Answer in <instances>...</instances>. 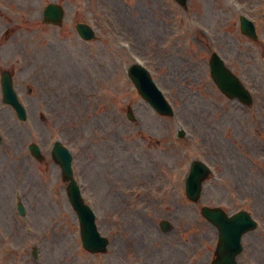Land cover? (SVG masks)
I'll return each mask as SVG.
<instances>
[{
    "label": "rangeland",
    "instance_id": "374dc122",
    "mask_svg": "<svg viewBox=\"0 0 264 264\" xmlns=\"http://www.w3.org/2000/svg\"><path fill=\"white\" fill-rule=\"evenodd\" d=\"M50 2L64 9L61 26L41 22ZM242 13L257 40L240 33ZM78 21L95 29V40L79 39ZM211 51L250 90L251 105L213 83ZM14 55L27 118L19 121L0 94V264H189L199 248L203 257L190 264H210L216 230L183 197L193 159L212 171L201 204L246 209L257 221L242 236L237 263L264 264V0H188L186 9L174 0H0V65ZM136 60L151 72L172 117L137 95L126 76ZM55 140L71 151L83 198L109 238L103 253L81 245L51 157ZM30 142L40 146L41 162L28 152ZM161 218L172 224L166 231Z\"/></svg>",
    "mask_w": 264,
    "mask_h": 264
},
{
    "label": "water",
    "instance_id": "95a60500",
    "mask_svg": "<svg viewBox=\"0 0 264 264\" xmlns=\"http://www.w3.org/2000/svg\"><path fill=\"white\" fill-rule=\"evenodd\" d=\"M181 4H185L186 0H177ZM48 17L55 22L60 21L61 10L58 6L50 4L46 9ZM80 32L85 34L86 38H89V30L78 26ZM211 74L216 80V83L220 89L229 97H238L242 102L249 103L250 97L248 92L240 85L232 74L223 67L220 60L215 56L211 59ZM131 77L142 95L148 99L155 108L161 113H171L168 104L164 101L160 93H157L152 86L150 78L146 72L138 68L137 66L131 67ZM5 95H13L10 83L5 84ZM13 103L18 107V111L21 112L22 118H24L23 110L21 106L16 102L13 95ZM33 154L41 158L36 146L32 147ZM55 158L63 167V173L65 178H69V184L67 186V193L71 204L78 214L80 221L81 237L85 248L92 251H104L106 248L107 240L101 237L96 229L94 223V214L92 210L83 203L79 188L76 182L72 178V173L69 165L70 156L68 152L61 148L58 144H55ZM206 176L205 169L198 163L194 164L193 171L187 181V193L192 195L194 199L197 198L201 188V182ZM208 217L212 215L217 220L220 227V242L217 249V258L212 264H233V257L240 250L239 239L240 235L247 229L253 228L255 223L247 219L242 213L236 214L232 219L226 220L221 214L214 211L205 212ZM236 220H241L239 223ZM238 223V224H237ZM232 239V243L230 242Z\"/></svg>",
    "mask_w": 264,
    "mask_h": 264
}]
</instances>
